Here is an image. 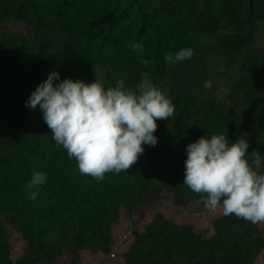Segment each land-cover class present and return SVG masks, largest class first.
Wrapping results in <instances>:
<instances>
[{"label": "trees", "instance_id": "obj_1", "mask_svg": "<svg viewBox=\"0 0 264 264\" xmlns=\"http://www.w3.org/2000/svg\"><path fill=\"white\" fill-rule=\"evenodd\" d=\"M5 1L0 0V196L17 208L12 228L28 246L17 259L19 251L0 219V264H55L65 252L72 254L70 264H82L84 250L109 254L123 210L132 230L118 264H260L264 224L221 215L211 220L208 234L164 210L143 225L136 214L162 194L176 205L204 207L201 195L183 184L186 146L200 137L224 134L231 143L243 135L249 162L258 150L264 165V53L252 49L259 25L264 27V0H92V16L83 15L90 20L104 9L98 28L74 34L61 50L40 15L43 0H7L3 7ZM9 23H23L27 31L8 32ZM178 26L186 32L171 37L170 29ZM131 44L142 51L133 52ZM182 48L194 55L175 64L165 61V53ZM93 66L107 67V75L123 79L126 88L147 72L172 103L181 104L186 92L194 95L187 102L199 113L201 127L191 126L176 109L168 120H157V144H144L128 171L107 173L100 181L81 175L76 160L56 145L39 106L31 109L26 101L53 71L60 80L74 73L93 82L88 75ZM221 90L224 95H218ZM35 142L46 148L47 185L59 202L34 206L28 194L15 198Z\"/></svg>", "mask_w": 264, "mask_h": 264}, {"label": "clouds", "instance_id": "obj_2", "mask_svg": "<svg viewBox=\"0 0 264 264\" xmlns=\"http://www.w3.org/2000/svg\"><path fill=\"white\" fill-rule=\"evenodd\" d=\"M129 47L133 52L142 51L140 44ZM193 55V49L182 48L174 55L165 53L164 59L175 64ZM141 63L147 67L149 62ZM26 106H39L56 145L76 160L81 175L98 181L107 173L132 168L145 151L144 144H157V120H168L175 112L172 101L147 72L134 87L126 88L119 79L115 86L105 88L98 79L91 83L60 80L59 73L53 71L32 91ZM240 137L230 143L226 135L213 134L189 143L183 184L201 195V202L210 211L220 209L225 216L264 224L261 154L254 150L249 162V144ZM46 180L42 172L33 174L27 187L37 190L29 193V199L37 197L39 186Z\"/></svg>", "mask_w": 264, "mask_h": 264}, {"label": "rangeland", "instance_id": "obj_3", "mask_svg": "<svg viewBox=\"0 0 264 264\" xmlns=\"http://www.w3.org/2000/svg\"><path fill=\"white\" fill-rule=\"evenodd\" d=\"M7 1V0H6ZM3 3V7L6 3ZM73 1V6L71 2ZM92 0H63L62 3L57 4L52 2L51 0H43L41 2V9L40 15L44 18L47 23V30L50 33H53L54 39L57 41L56 48L61 50L64 43L68 42L74 34L80 35L81 30L85 29H97L100 19L103 16V11L98 13L96 17L93 19L87 20L84 18L83 12H86L88 17L92 16L93 10H91ZM4 27L8 30V32H17V33H25L27 31V26L23 23L21 24H4ZM260 34L259 38L256 39L252 49L255 51H259L261 54L264 53V27L259 25ZM2 28H0V32H2ZM44 31V30H43ZM186 32L185 28L178 26L174 27L172 30L170 29V36L177 37L181 34V32ZM68 53H72V51H68ZM212 59H210V62ZM136 71V68L132 69L127 73V75L132 74ZM103 75L101 76L100 75ZM108 69L107 67L98 68L97 66H93L89 69V76L92 78L93 81L98 79L109 86H115L116 77L108 76ZM69 78L72 80H82L83 77H79L74 73L72 76H64V79ZM120 79V78H119ZM118 79V80H119ZM89 80V79H87ZM225 90V87L222 88ZM220 91V94L224 95L223 91ZM188 98H183L180 103H173L175 110L182 112L184 115V120H189L190 125L194 126L195 128L201 127V123L199 122V113L195 112L192 109L191 103L187 102L188 100L194 99L195 96L186 92L185 93ZM188 119H185V118ZM230 132V131H229ZM216 133V132H215ZM27 164L28 168L23 173L24 184L23 186L16 185L15 188V198L18 199L21 196L28 194L31 191H36L37 189H29L27 187L28 182L31 180L33 174L35 172H42L46 176L50 174L49 168L47 166L46 161V148L44 145L35 142L34 147L32 149L31 155L27 156ZM22 161L18 162L16 165L21 166ZM13 173H15V166L11 169ZM50 188L46 182L39 186L38 192L39 194L34 200V206H39L41 203L50 201L54 198L55 201L59 202L61 198L58 196L55 198L51 192ZM164 210L169 214H174L177 217L185 218L186 223L195 224L196 227L204 232L210 234L211 232V220L214 218H218L219 216L223 215L220 209H217L215 212L206 209L205 207L201 206L198 202H194L192 204H188L186 206L176 205L173 203L172 198L167 195H160L158 196L156 202H151L150 205L143 207L142 212H138L137 216V224L143 225L147 219L151 218L152 214L155 211ZM15 213H19L17 208L10 209L8 206L4 204L2 197L0 196V219L6 221L10 235L12 237V241L15 245V250L19 251L17 259H19L26 251L28 246V241L22 236V233L18 232L17 230L12 228V220L11 216ZM125 211L122 212V217L120 223L117 228V240L115 242V246L111 250L109 254L101 253H94L90 250L82 251V264H118L119 257L121 253H123L128 244H127V235L128 230H132V227L127 224L125 217L123 216ZM144 213V214H143ZM182 218V219H183ZM72 254L70 252H65V255L58 259L55 264H70ZM260 264H264V254L260 258Z\"/></svg>", "mask_w": 264, "mask_h": 264}]
</instances>
